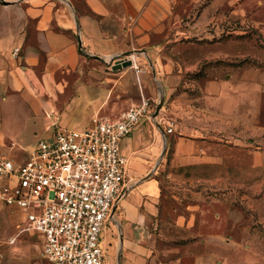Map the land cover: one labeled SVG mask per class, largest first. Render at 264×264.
<instances>
[{"label": "crops", "instance_id": "0c3cea01", "mask_svg": "<svg viewBox=\"0 0 264 264\" xmlns=\"http://www.w3.org/2000/svg\"><path fill=\"white\" fill-rule=\"evenodd\" d=\"M242 2L0 1V153L9 158L16 148L24 151L31 145L42 119H46L45 128L52 133L54 123L63 128L71 123L88 127L93 120H111L124 114L130 105L142 100L134 80L136 75L143 80L150 100L159 102L164 98L163 112L171 106L180 115H188L192 108L188 93L179 92L183 69L166 52L169 46L177 47L183 38L201 36L215 25L222 10ZM15 49H20L16 57ZM126 53L132 54L128 60H133L134 65L114 71ZM131 93L137 95V103ZM202 93L210 107L211 122L204 127L195 125L191 130L207 131L211 139L181 137L183 134L179 133L173 141L171 159L168 154L163 157V142L169 137L165 135L167 128L164 132L159 128V135L147 123L152 120L144 119L121 143L122 153L129 160V175L113 222L120 234L124 264H161L154 232L163 194L159 169L169 163L180 167L224 165L227 154H212L209 150L215 146H241L233 143L238 141L233 135L235 120L249 117L251 106H258L257 99L264 93V75L247 69L225 80H208ZM217 140L220 144H215ZM170 145L168 140L166 147L169 149ZM13 159L23 161L19 157ZM263 164L264 153L255 152L253 165ZM0 209L7 219L12 220L15 212L20 214L2 205ZM22 219L21 215L18 221L21 223ZM177 224L184 226L185 219L180 218ZM215 240L216 237H209L206 242ZM215 257L211 253L196 255L193 264H215Z\"/></svg>", "mask_w": 264, "mask_h": 264}, {"label": "rangeland", "instance_id": "374dc122", "mask_svg": "<svg viewBox=\"0 0 264 264\" xmlns=\"http://www.w3.org/2000/svg\"><path fill=\"white\" fill-rule=\"evenodd\" d=\"M214 23L201 36L183 38L177 47L169 46L166 52L181 64L184 81L179 92L187 91L188 104L192 108L188 115H180L176 108L168 106L164 112L161 109L155 120L147 122L159 135V128L164 132L168 121L175 123V132H165L171 145L168 149V140L163 142V157L168 154L171 159L173 141L179 133L183 134L181 137L194 135L211 139L207 131L195 133L191 130L195 125L204 127L211 122L210 107L202 93L206 81L225 80L247 69L264 75V0H244L227 7ZM134 80L139 97L150 100L143 80L137 75ZM175 96L176 93L173 98ZM131 97L138 102L137 95L131 93ZM257 101L258 106H251L249 117L235 120L233 135L238 141L233 140V143L241 146H215L209 150L212 154H227L224 165L180 167L169 163L159 169L163 194L159 203V223L154 232L156 254L161 264H193V256L208 253L216 256L215 264H264V164L253 165V154L264 153V93ZM158 104L154 103L153 115ZM42 120L29 142L31 145L24 151L12 150L9 159L19 157L22 161L40 141L53 137L54 131L46 130V119ZM67 126L64 128L80 130L86 127L73 123ZM214 142L220 144L218 140ZM128 169L129 166L126 177ZM13 215V221L7 219L0 209V240L17 239L12 245L0 247L4 263L48 264L42 258L40 237L31 233L18 236L21 215L18 212ZM180 218L185 219L184 226L177 224ZM115 228L111 220L107 227V238L111 242L107 264H124L120 234ZM209 237H216V240L206 242Z\"/></svg>", "mask_w": 264, "mask_h": 264}, {"label": "built area", "instance_id": "2783aa9c", "mask_svg": "<svg viewBox=\"0 0 264 264\" xmlns=\"http://www.w3.org/2000/svg\"><path fill=\"white\" fill-rule=\"evenodd\" d=\"M154 103L143 99L118 119L93 120L80 130L54 123L53 137L20 163L0 153V205L20 212L18 236L40 237L48 264H107V227L125 195L129 163L121 143L144 119L153 120ZM174 129L168 121L166 133ZM16 241L0 240V247Z\"/></svg>", "mask_w": 264, "mask_h": 264}, {"label": "water", "instance_id": "95a60500", "mask_svg": "<svg viewBox=\"0 0 264 264\" xmlns=\"http://www.w3.org/2000/svg\"><path fill=\"white\" fill-rule=\"evenodd\" d=\"M0 1L3 2L4 0H0ZM131 55L132 54H130V53L124 54L123 59L117 61V63L113 67V70H121V69L132 67L134 65L133 60H128ZM163 105H164V98H161V100L159 101L157 110H156L155 114L153 115V120H155L159 116L160 111L163 108ZM115 209H116V207L113 210V214L115 213Z\"/></svg>", "mask_w": 264, "mask_h": 264}, {"label": "bare ground", "instance_id": "6f19581e", "mask_svg": "<svg viewBox=\"0 0 264 264\" xmlns=\"http://www.w3.org/2000/svg\"><path fill=\"white\" fill-rule=\"evenodd\" d=\"M153 121V120H152Z\"/></svg>", "mask_w": 264, "mask_h": 264}]
</instances>
